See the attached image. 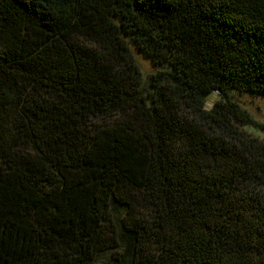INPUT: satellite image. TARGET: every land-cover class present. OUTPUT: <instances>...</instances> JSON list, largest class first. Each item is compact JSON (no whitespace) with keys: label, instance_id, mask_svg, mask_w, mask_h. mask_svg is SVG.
I'll return each mask as SVG.
<instances>
[{"label":"trees","instance_id":"1","mask_svg":"<svg viewBox=\"0 0 264 264\" xmlns=\"http://www.w3.org/2000/svg\"><path fill=\"white\" fill-rule=\"evenodd\" d=\"M235 94L264 99V0H0V264H264Z\"/></svg>","mask_w":264,"mask_h":264},{"label":"rangeland","instance_id":"2","mask_svg":"<svg viewBox=\"0 0 264 264\" xmlns=\"http://www.w3.org/2000/svg\"><path fill=\"white\" fill-rule=\"evenodd\" d=\"M134 54L144 73V79L146 80L149 74L155 69L150 60L142 53H138L134 50ZM219 98L220 95H218L217 93H210L206 99V108L210 109L213 103ZM233 98L240 104L242 108L246 109L256 121L264 122V99L258 96H252L250 94H235ZM244 127L246 130L264 141L263 129L253 124H247ZM122 256L123 255H120L117 251L105 252L98 256L96 264H125L123 263L124 259L122 258Z\"/></svg>","mask_w":264,"mask_h":264}]
</instances>
